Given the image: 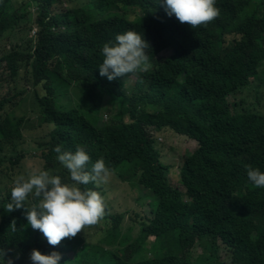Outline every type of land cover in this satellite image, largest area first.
I'll return each mask as SVG.
<instances>
[{
	"label": "trees",
	"instance_id": "obj_1",
	"mask_svg": "<svg viewBox=\"0 0 264 264\" xmlns=\"http://www.w3.org/2000/svg\"><path fill=\"white\" fill-rule=\"evenodd\" d=\"M30 1L34 17L19 13L12 0H0V44L8 32L13 40L0 55V250L6 252L0 263L32 264L35 249L59 252V264H201L193 259L194 245L217 239L232 249L233 264H264V188L252 187L245 169L264 172V115L257 109L264 104V0H216L220 16L195 29L168 16L159 0ZM129 9L141 16L129 19ZM33 26L35 39L29 36ZM129 30L149 42L151 68L126 92L122 77L110 81L99 66L104 44ZM23 33L29 37L18 39ZM166 50L168 57H158ZM27 94L51 126L37 142L43 170H56L71 183L54 149L75 152L80 145L92 163L103 158L112 171L107 185H80L106 200L107 227L95 243L77 235L51 246L23 209L6 210L23 158L25 122L15 110ZM232 96L240 98L236 104L229 102ZM103 102L108 121L101 115ZM153 131L178 135L196 149L184 154L173 146L177 158L163 162ZM172 169L179 170L184 192L169 184ZM127 183L138 193H153V219L141 212L114 214L107 190L113 194ZM134 225L138 235L131 239ZM149 236L155 241L146 262ZM208 261L216 262V254Z\"/></svg>",
	"mask_w": 264,
	"mask_h": 264
},
{
	"label": "clouds",
	"instance_id": "obj_2",
	"mask_svg": "<svg viewBox=\"0 0 264 264\" xmlns=\"http://www.w3.org/2000/svg\"><path fill=\"white\" fill-rule=\"evenodd\" d=\"M161 2L165 7L168 16L171 17L174 15L181 24L186 23L193 29L199 26H207V24L220 16V10L215 6L216 0H159V3ZM64 5L66 8L67 5ZM33 11L36 13L35 7ZM127 16L129 19L133 16L134 18L131 20H134L141 16V13L138 12L137 9H129ZM36 32L37 28L33 26L29 35L30 38L35 39L37 36ZM149 47V42L144 39L143 35L136 31L129 30L123 34H118L115 37L114 43H105L102 48L103 62L99 66L100 75L102 77L106 76L108 80L111 81L119 77H122L123 80V77L129 76V74L138 76L140 73L149 71L151 68L149 55L147 53ZM10 49L11 48L7 51ZM165 52H170V50H166ZM160 54H158V57H160ZM169 55L165 57H168ZM165 57L163 56V58ZM239 99L238 96H232L229 98V102L231 104H236ZM260 105L263 106L264 104L261 103L259 106ZM104 120L106 119L104 118ZM164 135L171 138H178V135L172 133L153 131L154 146L156 150L159 149L158 146L160 144L164 143ZM24 143L25 138L23 135L21 146L24 145ZM21 146L19 149H21ZM169 146H171V142L169 143ZM21 150L23 158L20 159L16 166L26 158V151L23 149ZM39 150L40 149L38 148V151ZM54 151L58 153L56 159L70 173V180L72 182H62L61 176L54 175L46 170L31 171L27 177L19 175L14 179L13 187L11 188V202L7 204L6 210L12 212L14 210L23 209L24 215L31 228L33 230H39L51 246L60 245L66 238L70 239L76 237L77 234L90 226L95 227L98 239H102L103 233L107 227L105 226L106 219H103L107 215L106 200L100 192L91 189L82 190L80 185H88L89 183H93L97 187L107 185L112 176L111 169L106 165L103 158L92 163L91 156L86 151L85 146L77 145L75 152L62 151V147L57 146ZM179 152L181 153V150ZM166 157L167 156H165V158ZM165 158L162 156L163 162H165ZM89 164H91L90 169ZM18 168L19 167L16 169ZM245 169L250 185L257 189L264 188V172L259 168H253L251 165H245ZM127 184L132 185V183ZM184 197L188 198V196H183V199L185 204L190 206L192 204L190 202L191 199L188 198V200H185ZM145 198L149 199L148 205L152 215L151 218L147 216L145 217L153 219L154 214L151 212L152 206L150 203L154 199V195L153 193L146 191ZM187 213H189L188 209ZM114 214L116 215L117 213L114 212ZM15 224L16 222L13 220V230H15ZM136 236H132L131 239H135ZM148 241L151 242L150 247L146 246ZM154 241L155 236H149L145 240L143 247L147 252L142 260L147 262L153 257L151 248ZM216 241L217 245L219 244L225 250H229V260L230 263L233 264L232 249L226 247L217 239ZM198 243L204 248L207 247L204 244L205 241L199 240L196 244ZM0 255L5 257L6 252L0 250ZM213 255H215L214 252L211 255L208 254L207 258H212ZM61 259V254L56 251H53L50 254H42L41 251L34 249L30 254L32 264H59ZM5 262L6 263L2 262L0 264H14L12 259L5 260ZM209 263L218 264L217 261L206 262V264Z\"/></svg>",
	"mask_w": 264,
	"mask_h": 264
},
{
	"label": "rangeland",
	"instance_id": "obj_3",
	"mask_svg": "<svg viewBox=\"0 0 264 264\" xmlns=\"http://www.w3.org/2000/svg\"><path fill=\"white\" fill-rule=\"evenodd\" d=\"M12 4H13L14 9H17L19 13H31L33 14V16H30V17L35 16L34 15L35 13L33 11L34 6L30 0H12ZM63 6L65 7V5ZM133 18L134 17L131 16V19ZM22 25L23 27L28 28L29 25H33V19L31 20V22L28 21L27 23L26 22L22 23ZM9 34L10 32H8L7 35L4 37L6 40L4 38L2 39L3 41L0 44V55L3 52H7L10 46H12L13 40H10L8 38ZM26 37H29L27 33H23L17 36L18 39H22ZM169 54L170 52H164V53H161L159 56L165 57ZM136 77L137 75H131V74H129V76L127 77H123V80L125 81V85H126V88H125L126 92H129L131 90V87L135 84ZM77 85L84 86L87 84L83 82V83H77ZM262 91H264V88L262 89ZM262 97L264 98V93ZM106 98L107 97H105V99ZM25 99H26L25 104L17 108L15 110V113L18 117L20 116L24 117L25 123L22 129L23 130L22 132L25 138V143L24 145L21 146V149L26 151V158L22 160L18 164V166H15V168L17 167L19 168L15 169L14 176H13L14 179L15 177L19 175H24L25 177H27V175L31 171L43 170L42 169L43 162L41 160L40 152L38 151V148H37V144H38L37 142L46 139L51 129L50 125L43 123V117L41 116V112L38 109L34 108L32 104V96L27 94ZM105 99H104V102H105ZM104 102L102 105L101 115H103L104 118L108 121L110 119V109L109 107L107 108ZM257 109H260V114L264 115V105L259 106V104H257ZM164 137H165L164 143L160 144L158 146L159 149H157L161 151L163 158H165V156H168L171 160H174L177 158L176 153L175 154L171 153V147L173 146L179 148L181 152L184 154H189L195 149V144L193 142H190L189 140L182 139V138H176V137L171 138L167 135H164ZM170 142H171V146H169ZM50 173L55 175L58 172L56 170L55 171L51 170ZM178 176H179L178 169H172L170 170V172L167 171V180L169 184L173 187H177L182 192H184V188L182 187L179 188ZM113 183L116 184L117 182L114 181ZM140 191L141 192L138 193L136 190H134L133 185L131 184H126V185L121 184V186H119L117 190L115 191V193L113 194L111 191L107 190V197H110L112 195L110 198V202H111V205L115 213L133 214V212H136V213L141 212L140 214H143V216H147L151 218L152 215L150 213V207L148 205L149 199H146L145 196L142 195L146 191L142 188L140 189ZM184 198L185 200H188V198L186 197ZM127 228L129 227L126 223L124 228L122 229V232L128 233L129 229L127 230ZM95 230L96 229L94 226H90L84 230L85 232L81 231L77 235L83 238L84 242L87 241V242L95 243L97 242L96 238H98L97 235H94L96 232ZM131 235L132 236L137 235V228L135 227V225L133 227ZM95 236L96 238H94ZM150 243L151 242L148 241L146 243V246L150 247L151 246ZM204 244L207 247L204 248L199 243L195 245L192 251L193 259H196V261H198L199 263L204 264L207 259L208 254L211 255L214 252L218 256V259H217L218 264H231L229 260L230 258L229 250H225L219 244L217 245L216 243H214V240L205 241ZM98 245H101V244H98ZM209 264H217V263H209Z\"/></svg>",
	"mask_w": 264,
	"mask_h": 264
}]
</instances>
